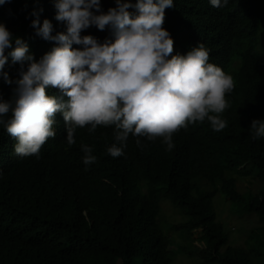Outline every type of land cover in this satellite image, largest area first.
<instances>
[{
  "label": "clouds",
  "instance_id": "9594fccd",
  "mask_svg": "<svg viewBox=\"0 0 264 264\" xmlns=\"http://www.w3.org/2000/svg\"><path fill=\"white\" fill-rule=\"evenodd\" d=\"M100 1L54 0L49 14L20 10L0 22V254L52 231L48 214L71 225L106 208L113 226L137 230L152 209L117 212L113 200L143 203L138 179H158V154L186 153V131L227 127L232 100L264 98V17L219 67L204 43L179 48L163 27L173 0H105L107 12ZM205 2L226 15L250 4ZM247 125L253 139L264 137V119ZM55 248L61 259L70 247L56 239Z\"/></svg>",
  "mask_w": 264,
  "mask_h": 264
},
{
  "label": "trees",
  "instance_id": "16d2710c",
  "mask_svg": "<svg viewBox=\"0 0 264 264\" xmlns=\"http://www.w3.org/2000/svg\"><path fill=\"white\" fill-rule=\"evenodd\" d=\"M173 3L174 7L165 9L163 27L173 34L179 48L204 43L210 50L209 62L219 67L225 64L229 51L246 45L256 19L264 17L261 0H250L249 6L237 12L236 7L227 6V15L211 10L205 0ZM100 7L107 12L113 6L102 0ZM39 9H43L39 14L53 12L54 0H6L0 4V22L11 23L20 10L32 14ZM257 43L264 45V38ZM228 109L222 114L227 121L224 129L186 131V138L193 142L186 153L157 155L158 179H138V183L145 181L143 203L122 205L119 198L113 200L117 212L136 215L141 209H152L137 230L128 223L113 226L114 216L106 208L92 211L89 223L79 218L71 225L56 214H48L44 221L52 231L34 232L27 248L17 245L0 254V264H116L118 258L120 264H132L137 256L140 264H175L180 255L195 259L196 264H264V137L253 139L247 125L249 118L264 119V98L232 100ZM125 181L118 178L119 189ZM237 182L246 183L244 190ZM163 198L184 215L183 221L174 225L181 229L178 240H173L176 236L170 240L158 223L162 222L159 203ZM253 216L262 223L260 227L254 228ZM232 219L238 221L240 233L230 238L225 220ZM245 227H251L247 233L252 244L240 243ZM199 228L197 239L203 248L192 239ZM56 239L70 247L61 259L55 256Z\"/></svg>",
  "mask_w": 264,
  "mask_h": 264
},
{
  "label": "rangeland",
  "instance_id": "374dc122",
  "mask_svg": "<svg viewBox=\"0 0 264 264\" xmlns=\"http://www.w3.org/2000/svg\"><path fill=\"white\" fill-rule=\"evenodd\" d=\"M237 184L239 185V187L240 186L242 187V190H244V187H246V183L245 182H242V183L241 182H237ZM162 202H168V200L167 199H163L161 201V203ZM161 207H162V212L166 215L164 217L163 216V213L161 214V216H162V222H160L164 234L167 235L170 239H172L176 235H181V233H180L181 229H178V230L175 229L174 228V225H175L176 222L181 221L182 213H180L178 209L172 208V206L169 203H163L161 205ZM239 213L240 212H238V214ZM235 216H238V215H229V217H232V218H234ZM253 217H255V216H253ZM237 218L241 219L242 217L241 216H238ZM237 222L238 221L236 219L225 220V225H228L230 227V233H229L230 238L235 237V236L237 237L238 234L240 233L237 230V229H239ZM253 225H255L254 228L258 225V221H257L256 217H255V219L253 221ZM250 228L251 227H245V229L242 230L244 233L242 235V238L240 240V243L243 242L244 240L247 241V234H248L247 233V230L250 229ZM198 234H199V231H197L194 234V236H193L194 239L196 240L195 243L197 245H201L200 247H203V244L202 243H199L200 241L198 239H196V236ZM178 239L179 238L176 236V240H178ZM140 259L141 258L139 256L135 257L133 259L132 264H140ZM118 263H119V261H118ZM175 264H196V261L193 258H189V256H181L180 255V256H178L176 258Z\"/></svg>",
  "mask_w": 264,
  "mask_h": 264
}]
</instances>
